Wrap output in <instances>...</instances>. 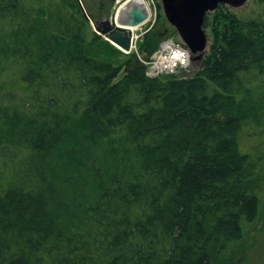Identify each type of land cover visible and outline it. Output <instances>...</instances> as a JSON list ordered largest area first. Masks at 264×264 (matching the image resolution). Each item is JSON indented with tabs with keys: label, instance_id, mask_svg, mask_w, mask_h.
<instances>
[{
	"label": "trees",
	"instance_id": "obj_1",
	"mask_svg": "<svg viewBox=\"0 0 264 264\" xmlns=\"http://www.w3.org/2000/svg\"><path fill=\"white\" fill-rule=\"evenodd\" d=\"M82 1L0 0V264L248 258L264 168L240 138L264 135V0L248 20L208 12L210 47L159 76L141 58L179 39L160 0L124 59L92 25L113 0Z\"/></svg>",
	"mask_w": 264,
	"mask_h": 264
},
{
	"label": "water",
	"instance_id": "obj_2",
	"mask_svg": "<svg viewBox=\"0 0 264 264\" xmlns=\"http://www.w3.org/2000/svg\"><path fill=\"white\" fill-rule=\"evenodd\" d=\"M80 1L84 7L83 1ZM247 1L160 0V3L165 18L188 47L191 58L199 59L207 50L209 43V36L204 27L207 13L216 10L220 5L237 8ZM113 3V8L108 16L98 24L92 21L94 31L122 51L130 53L134 40V29L143 25L150 18L149 9L143 1L113 0Z\"/></svg>",
	"mask_w": 264,
	"mask_h": 264
},
{
	"label": "rangeland",
	"instance_id": "obj_3",
	"mask_svg": "<svg viewBox=\"0 0 264 264\" xmlns=\"http://www.w3.org/2000/svg\"><path fill=\"white\" fill-rule=\"evenodd\" d=\"M83 4H84V2H83ZM154 4H155V6L152 4L153 13H155V10L157 9L156 8L157 7L156 0H154ZM228 7L240 19H244V20H248V19H251L254 17H258V16L262 15V13H263V8L258 3V0H248L244 5L237 7V8H233L231 6H228ZM153 24H154L153 21L148 22L146 25L140 27L137 30V34L145 33L146 31H148L152 27ZM206 30H207V33L209 36V43H208V48H209L211 45V42H212V29L210 27H208ZM136 48L132 49V51H136ZM124 53H125V55H121L122 59H124L127 55L126 52H124ZM98 54L102 55L101 53H98ZM191 68H192V63L190 65V67L184 69V71L181 70L178 73H179V75H182L185 72H187L188 70H190ZM258 134H254L250 129L244 130V132L241 134L240 142H241L242 147L246 151L251 152L253 156H254V154H256V157H258V159L255 158L256 164H257V166L260 165V169L261 168L263 169L264 168V165H263V163H264V135L258 136ZM259 145L261 147H259ZM259 156H262V159H260ZM253 159H254V157H253ZM261 205H262V216L264 217V194L262 197ZM258 229L260 230V232L258 233V237H255L256 239H250L249 240L250 242L255 240L254 241V247H252V253L250 255H248V258L245 256L243 259L238 260V264H264V218H262V220H259L258 224L255 225L254 227H252V229L249 231V237L254 235L255 231Z\"/></svg>",
	"mask_w": 264,
	"mask_h": 264
},
{
	"label": "built area",
	"instance_id": "obj_4",
	"mask_svg": "<svg viewBox=\"0 0 264 264\" xmlns=\"http://www.w3.org/2000/svg\"><path fill=\"white\" fill-rule=\"evenodd\" d=\"M148 3L154 4V0H148ZM142 35L143 33H135V48L137 40ZM143 62L147 65V73L150 76H159L163 73H177L189 66L190 52L182 41L174 37H167L161 41L149 59L143 60Z\"/></svg>",
	"mask_w": 264,
	"mask_h": 264
},
{
	"label": "bare ground",
	"instance_id": "obj_5",
	"mask_svg": "<svg viewBox=\"0 0 264 264\" xmlns=\"http://www.w3.org/2000/svg\"><path fill=\"white\" fill-rule=\"evenodd\" d=\"M136 1H139V2H142L143 0H136ZM148 1V0H147ZM151 15V14H150Z\"/></svg>",
	"mask_w": 264,
	"mask_h": 264
},
{
	"label": "flooded vegetation",
	"instance_id": "obj_6",
	"mask_svg": "<svg viewBox=\"0 0 264 264\" xmlns=\"http://www.w3.org/2000/svg\"><path fill=\"white\" fill-rule=\"evenodd\" d=\"M109 14H110V13H108V15H109ZM108 15H107V16H108Z\"/></svg>",
	"mask_w": 264,
	"mask_h": 264
}]
</instances>
